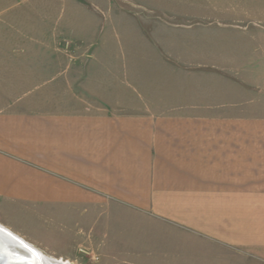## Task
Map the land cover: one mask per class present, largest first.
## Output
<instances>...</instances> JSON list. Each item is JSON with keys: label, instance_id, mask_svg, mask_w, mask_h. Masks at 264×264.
<instances>
[{"label": "crops", "instance_id": "obj_1", "mask_svg": "<svg viewBox=\"0 0 264 264\" xmlns=\"http://www.w3.org/2000/svg\"><path fill=\"white\" fill-rule=\"evenodd\" d=\"M38 61L42 74L24 76L17 91L36 86L47 76L43 66L54 65L56 77L47 84L54 82V102L45 92L25 103L19 92L20 99L0 109V224L66 261L72 255L34 244L30 233L3 220L6 213L53 211L61 232L79 210L92 226L129 214L198 250L210 246L264 264V115L239 114L231 103L117 113L106 102L87 103L110 96L96 89L104 87L98 74L80 75L81 60ZM92 234L78 250L96 251ZM106 253L105 264H116ZM124 257L142 264L136 251Z\"/></svg>", "mask_w": 264, "mask_h": 264}, {"label": "rangeland", "instance_id": "obj_2", "mask_svg": "<svg viewBox=\"0 0 264 264\" xmlns=\"http://www.w3.org/2000/svg\"><path fill=\"white\" fill-rule=\"evenodd\" d=\"M38 60H81L80 75L98 74L104 87L96 89L110 96L87 103H107L117 113L160 115L231 103L239 114L264 115V0H0V109L20 99L19 92L25 103L45 92L54 102V82L47 86L54 65L43 66L47 76L37 87L17 91L24 76L42 74ZM50 213L12 210L3 220L50 254L72 255L65 264H105L109 250L116 264H134L124 257L134 251L142 264H252L161 236L133 215L92 226L79 210L61 232ZM91 234L96 251L78 250L90 245Z\"/></svg>", "mask_w": 264, "mask_h": 264}, {"label": "bare ground", "instance_id": "obj_3", "mask_svg": "<svg viewBox=\"0 0 264 264\" xmlns=\"http://www.w3.org/2000/svg\"><path fill=\"white\" fill-rule=\"evenodd\" d=\"M0 226L12 232L2 224H0ZM15 235L19 239L24 241L27 245L32 247V249H34L35 254L19 246L17 243H15L12 240H10L9 242L5 239H0V264H65V261L61 259L52 258L42 253L41 250L34 247L33 245H31L29 242H27L17 234Z\"/></svg>", "mask_w": 264, "mask_h": 264}, {"label": "water", "instance_id": "obj_4", "mask_svg": "<svg viewBox=\"0 0 264 264\" xmlns=\"http://www.w3.org/2000/svg\"><path fill=\"white\" fill-rule=\"evenodd\" d=\"M0 239H5V240H7L9 242H10V240H12L15 243H17L19 246H21L24 249H27L29 252L35 254L34 249H32V247L27 245L24 241L19 239L15 234H13L12 232H10L7 229L3 228L2 226H0Z\"/></svg>", "mask_w": 264, "mask_h": 264}]
</instances>
